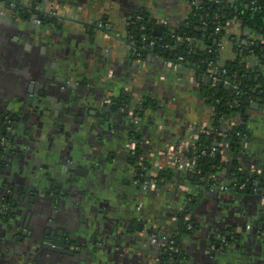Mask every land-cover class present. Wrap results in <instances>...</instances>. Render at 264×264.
Segmentation results:
<instances>
[{"label": "crops", "instance_id": "0c3cea01", "mask_svg": "<svg viewBox=\"0 0 264 264\" xmlns=\"http://www.w3.org/2000/svg\"><path fill=\"white\" fill-rule=\"evenodd\" d=\"M17 1L24 13L0 0V133L8 116L18 119L8 132L13 152L0 159V264H159L153 236L181 232L189 208L188 264H264V99L248 101L237 175L221 168L212 188L199 186L170 161L211 125L209 73L181 60L135 59L126 40L141 15L160 36L215 0ZM227 32L223 68L239 57L230 36L252 35L236 19ZM238 62L264 74L252 52ZM112 101L120 104L109 110ZM236 120L226 118L224 132ZM245 180L254 186L239 190ZM37 230L41 240L63 232L71 253L29 240Z\"/></svg>", "mask_w": 264, "mask_h": 264}, {"label": "trees", "instance_id": "16d2710c", "mask_svg": "<svg viewBox=\"0 0 264 264\" xmlns=\"http://www.w3.org/2000/svg\"><path fill=\"white\" fill-rule=\"evenodd\" d=\"M13 3L15 7L12 6ZM5 4L7 7H12L16 12L24 13V6L20 1L5 0ZM140 18L139 20H133L127 31V37L130 38L128 41L135 59L144 60L152 56L179 60L182 57V63L197 67L202 72L201 74L208 72L211 62L219 63V41L227 37L228 25L232 20L236 19L244 30L252 32L251 36H243L241 39L230 36L231 39H229L233 43L234 51L237 52L239 57L234 63L226 67L228 70L227 77L232 78L233 75H236L235 80L240 84V95L220 84L213 87L209 81L205 91V99L213 112L210 126L215 128L217 132L212 136L201 134L197 140V144L203 148L211 146L213 138L217 137L219 141L228 144L229 147L225 151L234 160L230 163H224L218 155L201 158L197 165L202 170L201 176L205 178V181L199 183L197 176L195 178L190 175L185 177L199 186L210 188L207 183L208 179H210L211 175L216 176L221 168L236 176L238 172L237 158L241 156L242 144L244 138L247 137V103L248 101L257 102L260 98L264 99V74H262V77L258 76L257 73L247 70L238 61L242 56L252 52L260 57L264 64V0H236L232 3L219 2L218 4L206 2L202 5L193 6L184 25L175 30L167 27L160 36L154 34L153 24L149 20L143 15ZM142 26L145 27V30H142ZM217 28H220L219 32H217ZM245 41L247 43L243 45ZM151 42H154L153 47L150 45ZM250 44L252 45L249 46ZM112 102L120 104L118 101ZM229 117L237 118V125L232 127L231 130L224 132L223 124L225 119ZM218 133L221 136L218 137ZM134 138L136 139L135 136ZM133 156L141 170L144 167V165L142 166L144 163L139 160L140 152L138 146ZM187 157H190V152L187 153ZM216 181L217 179L215 178L210 184L216 183ZM251 181L253 182V180ZM252 186H248L244 191L249 190ZM187 212L189 214L192 213L190 208ZM191 223L193 224L192 229L188 230L187 222L182 216L181 232L174 234L172 239L175 241L178 251L164 252L162 250L159 264H188L181 238L186 232L191 233L194 230L193 219Z\"/></svg>", "mask_w": 264, "mask_h": 264}, {"label": "built area", "instance_id": "2783aa9c", "mask_svg": "<svg viewBox=\"0 0 264 264\" xmlns=\"http://www.w3.org/2000/svg\"><path fill=\"white\" fill-rule=\"evenodd\" d=\"M215 4H218L219 1L215 0ZM141 19L140 17L137 18V20ZM142 30H145V27H141ZM220 31V28H217V32ZM129 36V35H128ZM130 38L127 37L126 40ZM180 40V38H179ZM220 49L219 52L222 51V40L219 41ZM151 47L154 46V42L150 43ZM179 60H183L182 57L179 58ZM209 81L212 84L213 87L217 86L218 84L223 85L224 87H227L231 91L235 92L237 95H240V84H238L235 80L236 75H233L232 78L227 77L228 70L226 68L220 67L219 63H213L211 62L209 64ZM234 78V79H233ZM234 126L237 125L236 122H233L232 124ZM216 129L212 126L204 127L202 128L196 135L194 141H184L178 152L175 153L170 161V165L175 168L177 171L182 172L185 176H195L198 177L199 183H203L205 181V178L202 177V170L199 169L197 163L201 158L206 157H215L220 156L222 162L224 163H230L234 160V158L227 154L225 149H227L229 146L227 143H224L223 141H219L217 137L213 138L211 146L208 147H201V145L197 144V140L199 139V135L205 134L207 136H212L215 134ZM238 134V133H237ZM239 135V134H238ZM218 137L221 136V134L218 133ZM5 143V139H2V144ZM135 145H133L132 150L133 153H135ZM190 152V157H187V153ZM243 154V151H241V155ZM216 178L215 175H211L210 179H208V184L210 185V188L214 186V182L210 184L212 180ZM254 182V181H253ZM253 182L251 180H245L242 183L235 184V186L239 190H244L246 188L251 187L253 185ZM184 220L187 222V228L188 230L192 229V214H189L187 211H183ZM173 237H163V238H156L153 237V243L157 245L160 249H162L164 252L170 251V252H177L178 249L175 246V241L172 240Z\"/></svg>", "mask_w": 264, "mask_h": 264}, {"label": "water", "instance_id": "95a60500", "mask_svg": "<svg viewBox=\"0 0 264 264\" xmlns=\"http://www.w3.org/2000/svg\"><path fill=\"white\" fill-rule=\"evenodd\" d=\"M2 1L5 4V0H2ZM12 6H15V4L13 3ZM34 10L37 11L40 14L39 15L40 16V20H44V19L47 20L48 19L46 17V15H45L46 13L40 11V9H38V10L37 9H34ZM25 17L27 19H29L30 18V15L29 14H26ZM48 22L49 23L50 22L53 23L54 22V19L53 18H49L48 19ZM247 104H249V102ZM109 106H110L109 107V110H111L112 109V104L109 105ZM128 112H129V110H126V114ZM5 134H6V131L1 132V136L0 137H2ZM56 201H57V199H55V202ZM9 211H10V209H9ZM19 213L20 212H17V211H14V210L11 211L12 219H13L12 222L13 221L14 222L12 224H10L9 228H10V230H12L14 232V234H18V232L20 231L19 227L21 225H22L21 227H23V223H21V222L19 223L18 221H16ZM56 235H57V237H60V239L59 238H56ZM36 242H40L42 248L45 249V250H48V251L63 252V253H68V254L71 253L70 247L69 246H66V244H65L66 243V239L64 238V233L63 232L54 233L52 230H47L45 237L42 240L41 239L36 240Z\"/></svg>", "mask_w": 264, "mask_h": 264}, {"label": "flooded vegetation", "instance_id": "af4514ba", "mask_svg": "<svg viewBox=\"0 0 264 264\" xmlns=\"http://www.w3.org/2000/svg\"><path fill=\"white\" fill-rule=\"evenodd\" d=\"M117 106H119V104L112 102V108H116ZM7 123H8L9 131H10V129L18 128V119L16 116H8ZM8 132L5 135H3L2 137H0V159L6 155H10L13 152L12 137L9 135ZM0 136H1V133H0ZM2 139H5L4 144H2ZM135 147L137 148V146H135ZM13 163L14 162L10 163V165H14ZM7 164L9 165V163H7ZM39 231L40 230H37V232L30 233L28 236V239L32 240L35 243L36 240H38L41 237V235H40L41 233L39 234ZM23 234L25 235V232L22 233L21 237L23 236ZM153 237H155V236H153ZM156 238H157V236H156ZM152 240H153V238H152ZM160 250L162 251V249H160Z\"/></svg>", "mask_w": 264, "mask_h": 264}]
</instances>
